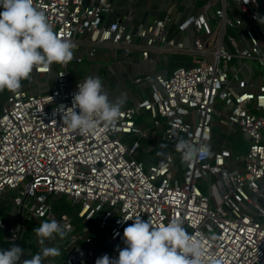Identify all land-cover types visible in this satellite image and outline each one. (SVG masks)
<instances>
[{
    "label": "built area",
    "instance_id": "obj_1",
    "mask_svg": "<svg viewBox=\"0 0 264 264\" xmlns=\"http://www.w3.org/2000/svg\"><path fill=\"white\" fill-rule=\"evenodd\" d=\"M124 2L132 3L34 0L54 32L72 41L73 59L37 66L20 88L0 90L8 91L0 99V199L10 194L26 220L66 227L62 264L118 256L133 223L123 219L136 216L154 225L180 220L201 239L203 264H264V24L253 18L264 15V0H204L185 12H175L174 1L135 29L131 8L118 16ZM77 41L89 44L90 57L102 47L132 57L128 81L147 87L117 119L84 134L58 112L86 78L74 77ZM235 132L247 143L243 153L227 140L237 141ZM179 139L210 152L184 162ZM50 198L78 206L82 228ZM9 226L0 219L1 229Z\"/></svg>",
    "mask_w": 264,
    "mask_h": 264
},
{
    "label": "clouds",
    "instance_id": "obj_2",
    "mask_svg": "<svg viewBox=\"0 0 264 264\" xmlns=\"http://www.w3.org/2000/svg\"><path fill=\"white\" fill-rule=\"evenodd\" d=\"M264 24V15L253 17ZM71 40L57 35L45 13L34 0H0V90H16L21 81L37 66L66 64L73 59ZM123 100H110L98 77L88 76L77 83L71 106H59L61 121L82 134L97 130L98 123H111L121 112ZM76 109H79L77 112ZM175 148L184 162H191L198 154H208L210 146L177 140ZM133 223L123 230V242L118 256L104 254L94 264H203L201 239L189 234L177 219L166 225H154L150 219L128 217ZM39 243L58 234L66 235V227L56 219L42 221L34 229ZM57 247H45L30 259L23 258V248L11 245L0 250V264H43L47 256H59Z\"/></svg>",
    "mask_w": 264,
    "mask_h": 264
},
{
    "label": "crops",
    "instance_id": "obj_3",
    "mask_svg": "<svg viewBox=\"0 0 264 264\" xmlns=\"http://www.w3.org/2000/svg\"><path fill=\"white\" fill-rule=\"evenodd\" d=\"M175 1V2H174ZM204 0H131V4L124 2L122 9L118 10V16L123 17L127 10L131 8V14L134 17V29L138 24H149L154 20L155 10L165 7L168 3L174 2L175 12L189 11L193 6H200ZM150 20H152L150 22ZM132 26V25H130ZM76 46L80 50V56L82 63L80 66L74 69L75 78H85L87 76H93L100 78L102 85L103 77L102 74L106 75L108 80V87L104 84V91L108 94L110 100H116L117 98L122 99L123 103H129L128 99L139 100L142 97L143 90L147 91V87L140 86L137 89V93L128 95L123 93L121 90V84L133 74V67L131 65L132 57L124 58L120 55L119 50H112L109 47L99 48L93 57L88 55L89 44L84 41H77ZM86 65V67H84ZM125 69L128 72H125ZM157 69L164 70L165 63L163 59H160ZM88 70V71H86ZM129 82V81H128ZM133 86V85H132ZM1 97V95H0ZM127 100V101H126ZM141 120V119H139ZM75 217V216H74ZM0 219L5 220L9 227L15 232V228H20L22 225L21 236L17 245L23 248V258L30 259L37 253H42L45 247H57L60 249L59 256H47L43 258V264H62V261L67 255L65 246L67 245L68 233L61 238L58 234H53L52 237L46 238L44 243H39L34 229L40 225L42 220H26L21 216V208L13 203L11 195L7 194L0 199ZM72 223L75 229L80 228V224L76 225L72 219ZM8 242L6 237L2 235V229L0 228V250H5Z\"/></svg>",
    "mask_w": 264,
    "mask_h": 264
},
{
    "label": "rangeland",
    "instance_id": "obj_4",
    "mask_svg": "<svg viewBox=\"0 0 264 264\" xmlns=\"http://www.w3.org/2000/svg\"><path fill=\"white\" fill-rule=\"evenodd\" d=\"M152 20H150V22H151ZM84 67H86V65L84 66ZM86 71H88V70H86ZM125 72H128L126 69H125ZM102 76H105V77H103L104 79H103V83L107 86V88L109 89V87H108V80L107 79H105L106 78V75L105 74H102ZM104 84H103V89H104ZM121 91L123 92V93H126V94H128V95H131V94H133V93H137V89H138V87L136 86H132L129 82H128V80L126 79L122 84H121ZM7 92L8 91H6L5 92V95L4 96H1L0 97V99L3 97L4 99H6L7 97ZM146 122L147 123H150V119L149 118H147V120H146ZM215 134L216 135H219V133H218V131L217 132H215ZM235 134H236V136H239L240 134H238V133H236L235 132ZM220 137H222V138H225L224 136H222L221 134L219 135ZM227 140H228V142L229 143H231L232 144V146L233 145H235L236 146V148L238 149V151L239 152H242V150H246L247 149V143H245L244 141H243V139H242V137H238V139H237V141H235V142H233L231 139H229V138H227ZM233 142V143H232ZM66 201H68V204H69V206L70 207H75V204H72V202H71V200H66ZM50 202H52V205H53V207H55V206H57V201H53V200H50ZM55 204V205H54ZM70 216H71V218H74V211L72 210L71 212H70ZM95 227V224H93V225H89V229H93ZM80 228H82V226H80ZM83 237L84 238H87V236L86 235H83Z\"/></svg>",
    "mask_w": 264,
    "mask_h": 264
},
{
    "label": "trees",
    "instance_id": "obj_5",
    "mask_svg": "<svg viewBox=\"0 0 264 264\" xmlns=\"http://www.w3.org/2000/svg\"><path fill=\"white\" fill-rule=\"evenodd\" d=\"M232 149H233L234 152L243 153V152H239L235 145L232 146ZM50 200H51V198H50ZM57 202H58V203H57V206L54 207V211H56V212H58V213L61 212V211H63L64 209L67 208L66 213H68V214L70 215V212H71L72 210H73V211H77V210L79 209L78 206H75V207H73V208L70 207L69 204H68V201H66V200H64V199H60V200H58ZM54 205H55V204H54ZM72 219H73V221L75 222L76 225L79 224V221H78V219H77L76 217H74V218H72Z\"/></svg>",
    "mask_w": 264,
    "mask_h": 264
},
{
    "label": "water",
    "instance_id": "obj_6",
    "mask_svg": "<svg viewBox=\"0 0 264 264\" xmlns=\"http://www.w3.org/2000/svg\"><path fill=\"white\" fill-rule=\"evenodd\" d=\"M20 231L18 232V234L15 236V238H13L12 236V230L9 228V227H6L4 229H2V235L3 237H6V242L7 240L10 238V239H13L12 241H10V243H8V245L6 246V249L8 247H10L11 245L15 244L17 245L18 242H19V239H20V236H21V231H22V225L20 226Z\"/></svg>",
    "mask_w": 264,
    "mask_h": 264
}]
</instances>
